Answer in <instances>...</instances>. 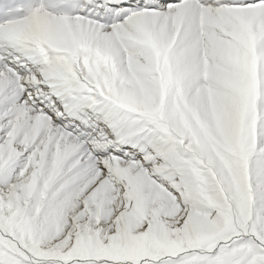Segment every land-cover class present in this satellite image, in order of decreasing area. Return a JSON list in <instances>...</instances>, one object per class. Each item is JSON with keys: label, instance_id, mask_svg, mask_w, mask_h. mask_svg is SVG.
<instances>
[{"label": "snow or ice", "instance_id": "obj_1", "mask_svg": "<svg viewBox=\"0 0 264 264\" xmlns=\"http://www.w3.org/2000/svg\"><path fill=\"white\" fill-rule=\"evenodd\" d=\"M0 264H264V0H0Z\"/></svg>", "mask_w": 264, "mask_h": 264}]
</instances>
